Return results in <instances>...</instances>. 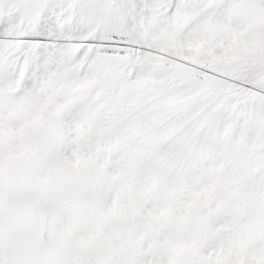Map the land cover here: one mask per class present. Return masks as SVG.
Instances as JSON below:
<instances>
[{"label": "snow or ice", "instance_id": "6c2138e0", "mask_svg": "<svg viewBox=\"0 0 264 264\" xmlns=\"http://www.w3.org/2000/svg\"><path fill=\"white\" fill-rule=\"evenodd\" d=\"M0 264H264V0H0Z\"/></svg>", "mask_w": 264, "mask_h": 264}]
</instances>
